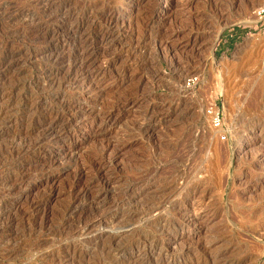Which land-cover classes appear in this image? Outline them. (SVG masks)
<instances>
[{"label": "rangeland", "instance_id": "rangeland-1", "mask_svg": "<svg viewBox=\"0 0 264 264\" xmlns=\"http://www.w3.org/2000/svg\"><path fill=\"white\" fill-rule=\"evenodd\" d=\"M262 2L0 0V264H264ZM106 160L131 200L65 238Z\"/></svg>", "mask_w": 264, "mask_h": 264}, {"label": "bare ground", "instance_id": "bare-ground-1", "mask_svg": "<svg viewBox=\"0 0 264 264\" xmlns=\"http://www.w3.org/2000/svg\"><path fill=\"white\" fill-rule=\"evenodd\" d=\"M46 3V2H45ZM53 3H54V1H53ZM157 3L156 2H154L153 4H151V5H149L148 6V8H150V10H152L153 11V13L155 12V5H156ZM47 8V7H46ZM49 9V8H48ZM78 12V11H77ZM159 16H161L163 19H165L166 18V16H165V13H159ZM110 19V18H109ZM254 19V18H253ZM253 19H244V20H241L242 22H244L245 24H254L255 25V20H253ZM109 22V21H108ZM71 24V23H70ZM107 24V23H106ZM112 24H114V23H112ZM111 25V24H110ZM76 26V25H75ZM224 26H225V24H224ZM224 26H222V28L224 27ZM77 28H78V25L76 26ZM116 27H114V29H115ZM221 28V29H222ZM75 30V29H74ZM110 30V29H109ZM62 31V30H61ZM70 31V30H69ZM75 32V31H74ZM109 32V31H108ZM220 32V31H219ZM58 33V32H57ZM61 33V32H60ZM64 33V32H63ZM56 34V33H55ZM219 34V33H218ZM61 35V34H60ZM84 35V34H83ZM63 38V37H62ZM102 39H104V42L106 43V44H108V42H109V40H108V33H104L103 34V36H102ZM67 40V39H66ZM84 41V40H83ZM64 42V41H63ZM82 42V41H81ZM111 42H112V40H111ZM88 43H90V42H88ZM96 43V42H95ZM101 43V42H100ZM198 43H199V40L197 39V38H195V39H193V40H189L187 43H186V45L187 44H191V46H193V48L194 49H196V47H197V45H198ZM104 44V43H103ZM105 44V45H106ZM102 45V44H101ZM101 45H100V47H101ZM109 45V44H108ZM107 45V46H108ZM86 46H87V44H86ZM90 46V45H89ZM95 46V45H94ZM93 46V47H94ZM86 48H88V47H86ZM198 48V47H197ZM84 49V48H83ZM85 50V49H84ZM101 51V50H100ZM54 52V51H53ZM85 56H87V55H85ZM75 58V57H74ZM75 65H74V67L75 66H77V69H76V71L77 72H79L80 74H89V67L85 64V62H84V59H83V57L82 56H80V55H78V57L77 58H75L74 59V62H73ZM68 67V66H67ZM66 70H69V69H66ZM72 70V69H71ZM73 71V70H72ZM77 77V76H76ZM70 107H72V106H70ZM134 106H132V108H133ZM131 108V109H132ZM71 113V112H70ZM60 115V114H59ZM80 115V114H79ZM87 115H89V114H87ZM72 116V115H71ZM82 116L85 118L86 117V114L85 113H83L82 112ZM81 116V117H82ZM54 118V117H53ZM49 120V119H48ZM53 120V119H52ZM62 120V119H61ZM103 121V123H104V125H108V118L106 117V118H104V119H102ZM50 121V120H49ZM49 121H48V125H47V128H46V132L43 134L46 138L47 137H49L50 139H51V137H57V135H58V133L62 130V129H65V124L64 123H62L61 121L60 122H57V121H55V122H51L50 121V123H49ZM170 121V120H169ZM47 122V121H46ZM64 122V121H63ZM66 122V121H65ZM70 122V121H69ZM46 126V125H45ZM70 128V127H69ZM64 131V130H63ZM66 131V130H65ZM68 136V135H67ZM44 139V138H43ZM37 141V140H36ZM44 141V140H43ZM48 141V140H47ZM50 141V140H49ZM34 142V141H33ZM33 142H29V143H33ZM45 142V141H44ZM35 143V142H34ZM43 143V142H42ZM248 143V142H247ZM247 143H246V145H247ZM39 144V143H38ZM248 144H250V143H248ZM246 145H245V147H246ZM35 146V145H34ZM32 147V146H31ZM28 148V147H27ZM37 149V148H36ZM107 150V149H106ZM263 157V159H264V156H262ZM108 160V159H107ZM104 161V162H102V163H98V170H99V172H97L96 173V175H97V178L92 182V184H94L95 186H97V191H96V197L94 198V200H95V204H96V207H95V209H96V211H97V214H96V217H95V219L91 222V220H90V222L88 223V224H85L84 226H79V227H77V229L75 230V231H73V229L71 230V231H69V232H67V233H69V235L67 234V233H65L66 234V236H65V238H67L68 236L69 237H71V236H73L74 234H77V233H80V234H85L84 232H87L89 229H91L92 228V226H94V225H96L95 226V228L96 227H98V229L100 228H102L101 230H98V232H95V233H92V235H89V237H87V240H86V242L87 241H89V243H91V242H93V241H97V239H101V238H103L105 235H106V232L104 231V227H106V226H108L109 227V225L108 224H110L109 223V219L112 217V216H114V212H115V210H117L118 209V207H120V206H123L124 204H126L127 203V201L129 200H131V198H127V201L125 202V200H122L119 196H117L116 195V188H115V182H117L116 180H115V178H111L109 175H108V167H109V165H110V163L112 162V160H111V162L109 163V161ZM107 163V164H106ZM108 163H109V165H108ZM112 166V165H111ZM108 172V173H107ZM85 174V173H84ZM147 174H149V173H147ZM149 175H153V174H149ZM148 175V176H149ZM153 177V176H152ZM149 178V177H148ZM152 179V178H151ZM148 180V179H147ZM140 181V180H139ZM142 181V180H141ZM151 181V180H150ZM137 188H139V187H137ZM125 192V191H124ZM126 196V195H125ZM197 204V203H196ZM76 205V204H75ZM197 205H199V204H197ZM196 205V206H197ZM38 206V204H36V207ZM34 206L32 205V208H33ZM71 208V207H70ZM70 208H69V210H70ZM67 209V208H66ZM74 211V210H73ZM83 211V210H82ZM195 209H193L192 210V212H194L193 214H195ZM69 213V212H68ZM83 212H80V214H82ZM116 213V212H115ZM71 214H73V213H71ZM71 216V215H70ZM195 216V215H194ZM70 218V217H69ZM193 218H195V217H193ZM189 220V219H188ZM89 221V220H88ZM87 221V222H88ZM196 221V220H195ZM194 221V222H195ZM79 223V222H78ZM179 223V222H178ZM176 224L175 223V225H184V224H186L187 223V221H183V222H180L179 224ZM189 224H190V222H188ZM188 223H187V225H188ZM91 227V228H90ZM74 229H75V227H73ZM92 230V229H91ZM91 230H89V232L91 231ZM67 231V230H66ZM96 231V230H95ZM93 232H94V230H93ZM91 233V232H90ZM63 235V234H62ZM86 235H87V233H86ZM83 237H86V236H83ZM72 238V237H71ZM154 238V237H153ZM69 239V238H68ZM154 240V239H153ZM145 242V241H144ZM143 242V243H144ZM154 243V242H153ZM146 244V243H145ZM150 244V243H149ZM159 244V243H158ZM142 245V244H141ZM127 246V245H126ZM144 246V245H143ZM154 246V245H153ZM156 246V245H155ZM154 246V247H155ZM123 247V246H122ZM161 247V246H160ZM167 247V246H166ZM146 251V250H145ZM107 253V252H106ZM145 253V252H144ZM108 254V253H107ZM147 254L149 255L150 253L149 252H147ZM147 254H146V256H147ZM170 254V253H169ZM115 255V254H114ZM200 258H202L203 260H205L208 264H226V263H222L220 260H218V258L217 257H215V256H213V257H209V255L207 254V253H202L201 255H200ZM220 259H222V258H220ZM113 261V260H112ZM114 262V261H113ZM224 262V261H223ZM227 263H229V262H227ZM109 264V263H108Z\"/></svg>", "mask_w": 264, "mask_h": 264}, {"label": "built area", "instance_id": "built-area-1", "mask_svg": "<svg viewBox=\"0 0 264 264\" xmlns=\"http://www.w3.org/2000/svg\"><path fill=\"white\" fill-rule=\"evenodd\" d=\"M252 16L255 20V25L253 27L256 30H264V2L256 6L252 12ZM191 81V80H190ZM212 118V122L215 127H222L221 115L219 111L215 108V106H211L208 110ZM226 134L222 135V138H226Z\"/></svg>", "mask_w": 264, "mask_h": 264}, {"label": "water", "instance_id": "water-1", "mask_svg": "<svg viewBox=\"0 0 264 264\" xmlns=\"http://www.w3.org/2000/svg\"><path fill=\"white\" fill-rule=\"evenodd\" d=\"M226 28H227V25L224 26V27L220 30V32H219V34H218V36H217V41L220 39L222 33L224 32V30H225Z\"/></svg>", "mask_w": 264, "mask_h": 264}]
</instances>
